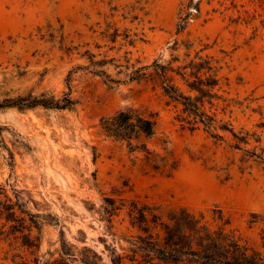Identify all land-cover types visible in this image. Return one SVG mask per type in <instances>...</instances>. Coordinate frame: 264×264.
I'll use <instances>...</instances> for the list:
<instances>
[{
    "label": "rangeland",
    "instance_id": "obj_1",
    "mask_svg": "<svg viewBox=\"0 0 264 264\" xmlns=\"http://www.w3.org/2000/svg\"><path fill=\"white\" fill-rule=\"evenodd\" d=\"M186 3L0 0V264H149L139 236L163 244L181 209L264 258V0H193L179 29ZM200 81L210 130L163 89ZM29 96L73 104H11ZM128 109L145 149L100 128Z\"/></svg>",
    "mask_w": 264,
    "mask_h": 264
},
{
    "label": "trees",
    "instance_id": "obj_2",
    "mask_svg": "<svg viewBox=\"0 0 264 264\" xmlns=\"http://www.w3.org/2000/svg\"><path fill=\"white\" fill-rule=\"evenodd\" d=\"M200 1V0H198ZM193 4V0H187L185 5V15L180 18L179 29H183L186 25L187 19L191 15L189 11L190 6ZM196 11H199V5H195ZM198 67H202L201 64ZM188 83L191 90H196L200 93L199 97H191L184 95L178 91V88L174 85L164 83L163 89L172 99L179 101L183 105V110L188 113L187 122L192 124L194 128L196 123H202L207 130L211 129L214 117L207 114L200 108V102L202 97L212 94L208 89L203 87V83ZM215 79L212 83H206L208 85H214ZM13 106L19 108L31 107L35 105H44L47 107L64 108L70 104H73L72 100L68 97L64 98L63 103L54 101V99L31 97L23 98L19 97ZM7 106H10V104ZM100 128L102 132L117 140L124 141L127 146L134 150L137 147L143 149L146 148V144L143 142L141 145H137L134 141H138L141 136L149 138L154 134V120L150 117L143 116L136 110L128 109L121 110L112 116L102 117L100 119ZM222 130H229L226 124L219 126ZM233 136L237 138V135L231 131ZM211 135L217 139H222V135L211 132ZM0 190L3 188L0 186ZM6 220H13L15 212L13 206L9 204H3ZM173 223L165 226V236L163 244L153 240L151 236H139L140 249L144 255L146 262L149 264L164 263H180L186 262L187 264H264V258L256 252H249L246 247L238 243L232 237L223 233L222 230H210L205 225L200 224V220L191 215L185 209H181L178 213H173L171 216ZM261 238L264 245V217L262 218ZM27 245H33L27 243ZM68 256H75L73 253L64 252ZM96 259H100L97 255ZM86 259L85 257H83ZM88 259V258H87ZM121 256L111 259L112 264H121ZM157 260L158 262H154ZM83 264H93L89 261L81 260ZM53 264H69L61 259H54ZM45 264H50L45 263ZM95 264H98L96 261ZM137 264H140L138 262Z\"/></svg>",
    "mask_w": 264,
    "mask_h": 264
}]
</instances>
